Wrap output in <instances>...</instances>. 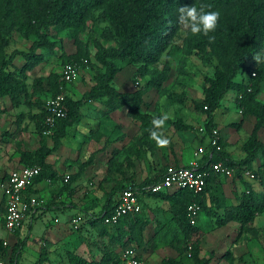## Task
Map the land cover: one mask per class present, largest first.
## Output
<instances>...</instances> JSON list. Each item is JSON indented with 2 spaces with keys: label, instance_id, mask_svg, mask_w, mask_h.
Returning <instances> with one entry per match:
<instances>
[{
  "label": "rangeland",
  "instance_id": "obj_1",
  "mask_svg": "<svg viewBox=\"0 0 264 264\" xmlns=\"http://www.w3.org/2000/svg\"><path fill=\"white\" fill-rule=\"evenodd\" d=\"M201 4L212 5L209 0H201ZM212 9L215 10V7L212 6ZM95 15L96 18L89 16L83 19L84 22L72 31L68 28L47 30L49 38L54 40L56 45L52 52L37 49L46 59L25 72L18 102L12 103L7 96L0 97V175L7 174L12 167L18 165L22 150H33L41 142L52 146L50 136L46 135L40 140L36 129L37 117L48 92L44 83L41 90H35L33 80L59 71L60 63L64 59L61 57L62 53H74L76 49L74 37L86 42L90 53L83 66H76L74 79L66 85V94L72 98H81L94 84L96 72L104 69L93 56V40L99 37L101 28L105 25L104 21L99 20L97 11ZM231 16V13L220 16L224 29L230 25ZM203 38V33L193 35L179 25L157 60L142 65L143 74H140L139 64L113 60L116 69L111 84L118 92L140 88L150 79L160 82L148 88L144 97L152 102L150 112L153 115L167 113L170 117L164 128L158 130L164 133L170 144L164 148L158 147L156 142L150 139V135L145 134L138 120L125 116L118 108L106 106L105 96L83 102L79 122L66 128L65 135L60 139V146L49 155L60 177L55 185H49L48 188L46 186L36 193L38 215L24 223L19 232L20 238L25 237L26 241L17 264H34L41 252H45L46 259L40 264H71L68 260L70 254L82 256L86 260H105L107 257H115L122 249L125 238L121 236L118 228L132 232L129 224L133 219L129 218V221L120 223L119 227L92 224L87 219L102 209L115 184L121 185L130 180L139 182L146 176L161 172L164 166L172 164L173 161L180 163L178 156H186L190 161L196 156L194 152L197 146L205 143L206 137H203L199 130L204 122V114L195 108V102L202 99V86L206 77L213 75L217 60L212 55L204 57L197 51L198 41ZM33 39V36L24 38L14 34L6 51L9 53L13 49L27 50ZM100 39L106 46L115 43L104 40L102 36ZM21 62V56L16 55L13 63L19 66ZM165 62L168 63L170 72L167 80L162 82L158 75L161 74ZM236 97L237 94L233 90L225 94L215 114V126L223 142V149L232 158L240 159L245 155L243 144L249 137L254 118L242 119ZM257 99L264 101V81L261 83ZM175 119L192 125L193 129L178 130L171 122ZM240 119L242 121L239 128L228 125ZM259 139L263 148H259L252 159L251 168L255 170L264 162V127L259 132ZM91 154L92 161L82 174L71 181L67 188H63L68 175L75 173L80 163ZM243 180L255 191H264V184L258 178L244 177L237 180L220 173L213 177L212 189L206 194V201L211 204L217 215L221 216L223 209L216 207L212 200L222 197L225 204L237 202L236 195L244 190ZM0 194L2 196V193ZM145 199L142 211L137 214L143 222L137 232L145 243V248L140 247L145 263L162 264V258L171 256L193 264L188 252L183 248L182 241H171L176 227L169 219L166 203L157 205L154 196L146 195ZM48 202H52V207L46 209L44 206ZM60 204L64 206L59 207ZM4 206L5 200L2 199L0 239L5 238L8 245H11L15 239L3 227ZM74 212L83 214L82 221L77 226L71 225L68 220L69 215ZM198 218L197 225L200 228L195 230L191 237L199 239L200 256L210 257L209 264L264 263V209L253 219L255 235L239 230V224L234 221L219 225L214 216L203 212ZM5 261L4 259V263Z\"/></svg>",
  "mask_w": 264,
  "mask_h": 264
},
{
  "label": "trees",
  "instance_id": "obj_2",
  "mask_svg": "<svg viewBox=\"0 0 264 264\" xmlns=\"http://www.w3.org/2000/svg\"><path fill=\"white\" fill-rule=\"evenodd\" d=\"M104 1L0 0V97H9L12 103H17L19 100L18 96L26 76L25 72L32 70L46 59L37 49H47L52 52L56 45V42L49 38L47 30L68 28L72 31L84 22L83 19L89 16L96 18L95 11H97L99 20L105 22L99 37L93 40L95 47L93 56L104 66V69L96 72L94 84L88 92H84L81 98L76 99L67 95L66 85L69 82L59 79L60 69L64 63L70 62L76 66H83L84 61H87L90 53L89 47L80 38L74 37L76 48L74 53H62L61 57L64 59L60 63L59 71L50 72L46 76H39L33 80L35 90H41L42 83H44L48 95H55L62 90L64 91V97L61 99L64 114L56 118L51 131L49 133L43 132L46 128L44 117L48 113L43 105L36 121L40 140L49 135L52 146H46L41 142L37 148L22 150L19 154L21 165L37 164L40 166V171L34 177L33 183L42 179L54 180L60 177L53 165L46 161V157L60 146V139L65 135L66 128L79 122L81 118L80 107L85 101L105 96L104 103L106 106L113 109L114 107L118 108L125 116L138 120L145 134L149 135L150 130L153 129V118L161 115L158 113L153 115L150 112L153 104L145 99L144 93L148 88L160 82L150 79L140 88L118 92L111 84L116 69L113 60L124 61L127 64H139L140 74H143L142 65L156 61L169 39L178 29L179 7L194 4L199 8L201 5V0H108L105 3ZM209 2L215 7V10L220 11L222 16L231 13L232 18L230 25L225 29L219 20L216 30L207 36L204 35V38L198 41L197 51L204 57L208 58L210 55L215 57L217 65L213 75L206 77L202 86V99L195 102V108L204 114L201 133L207 140L208 136L212 135V129L216 128L215 114L223 97L228 91H235L238 105L241 108L242 119L245 117L254 118L249 137L243 144L244 157L232 158L223 149V142L218 133L220 149L217 150L214 146H210L209 150L198 158L199 168L208 171L205 185L201 191L194 192L187 188H178L172 191H147L146 186L159 180L166 165L161 172L146 176L139 182L130 180L121 185L115 184L102 209L96 214H91L87 219L92 224L119 227L120 223L129 221L131 218L133 222L129 225L133 230L132 232L128 233L123 228H118L121 236L125 238L123 246L127 245L128 242H135L136 244H132L135 248H145V243L142 242L137 232V228L143 225L142 220L137 215L143 208L142 194L165 199L171 213L169 219L177 229L172 233L171 241H182L183 248L188 252L193 264H209L211 259L200 256V241L191 237L193 232L200 228L197 222L201 212L208 216H214L219 225L234 221L239 224V230L255 235L256 230L252 225L253 219L256 214L264 209V191L262 193L255 191L245 180H243L244 190L236 195L237 202L225 204L222 197H215L212 200L216 207L223 209L221 216L217 215L218 213L215 212L211 204H207L206 201V194L212 189L211 181L218 173L209 167L211 161L220 160L225 165L233 167L235 172L232 177L237 180L244 179L245 176L242 171L249 169L254 173L253 179L258 178L264 184V162L261 166L259 165L257 170L251 168V162L257 150L263 148V143L259 139V132L264 127V101L257 99V94L260 91L261 83L264 81V62L257 64L252 56L261 53L262 61H264V0H209ZM14 34L24 38L33 36L34 39L30 42L27 50L13 49L8 53L6 47ZM101 36L104 40H111L115 43L106 46L101 42ZM16 55H20L22 58L19 66L13 63ZM252 71L254 74L251 73ZM169 72V65L165 62L161 74L158 75L162 82L167 80ZM242 119L238 122H230L228 125L239 128ZM171 122L178 130L193 129L192 125L181 123L177 119ZM262 152L264 155V150ZM91 161L92 154L80 163L75 173L68 175L67 182L64 183L65 187H68L71 181L80 176ZM5 176L6 174L0 177L4 178ZM32 184L25 191L27 196L35 193V189L31 187ZM128 187L138 191L141 201L140 212L125 214L114 225L105 224L103 222L104 216L110 214L118 194ZM192 203L197 205L195 223H191L187 215V207ZM35 211L36 205L28 213L33 215ZM78 214L83 216L80 212H77L76 215ZM76 215L73 216L76 217ZM20 226L12 230L15 240L11 245H8L7 242L4 244L3 240L0 239V260L3 259V264H17L20 259L21 249L26 241L25 237L20 238L19 236ZM115 257H107L105 260H86L82 256L70 254L68 260L71 264H107ZM4 259L6 260L5 263ZM45 259V252H41L34 264H40ZM162 259V264H187L177 257L167 256Z\"/></svg>",
  "mask_w": 264,
  "mask_h": 264
},
{
  "label": "built area",
  "instance_id": "obj_3",
  "mask_svg": "<svg viewBox=\"0 0 264 264\" xmlns=\"http://www.w3.org/2000/svg\"><path fill=\"white\" fill-rule=\"evenodd\" d=\"M76 65L74 63H64L60 69L59 79L64 82H70L74 79ZM254 74V71L251 72ZM64 97V91H60L55 95H48L44 102L43 107L48 111L44 117L46 128L44 133H49L55 125L56 118L64 114L61 105V99ZM202 131V127L199 128ZM210 146L215 149H220L218 143V131L216 128L212 129V135L208 136L205 143L197 146L194 156L185 165L169 164L166 166L162 176L158 181L147 185L146 190L151 192L157 191H172L178 188L191 189L194 192H199L205 185V178L208 171L200 169L198 166V158L205 154ZM211 153V152H210ZM209 167L214 171L226 176H232L235 172L233 167L225 165L222 161H211ZM40 166L37 164L21 165L11 169L6 176L0 177V193L5 198V212H4V227L11 231L19 227L26 216L36 204V196H27L25 191L28 186L33 183L34 177L39 173ZM242 174L249 179L254 178V173L249 169H244ZM141 210V201L138 196V191L131 188L123 189L115 202V206L110 214L104 216L103 222L107 225H114L119 218L128 213H138ZM197 214V205L192 203L187 207V215L191 223H195ZM82 215L78 214L73 216L70 224L77 226L81 223ZM5 244L6 241H3ZM0 264L3 261L0 260ZM107 264H144L143 259L138 251L132 244H127L122 247L121 251L117 254L114 260Z\"/></svg>",
  "mask_w": 264,
  "mask_h": 264
},
{
  "label": "clouds",
  "instance_id": "obj_4",
  "mask_svg": "<svg viewBox=\"0 0 264 264\" xmlns=\"http://www.w3.org/2000/svg\"><path fill=\"white\" fill-rule=\"evenodd\" d=\"M178 23L185 30H188L193 35L203 33L207 36L210 32H214L220 20L221 13L219 10H213L212 5L201 4L198 8L194 4L191 6L185 5L178 9ZM254 61L260 64L262 61V54L256 53L253 56ZM167 113L159 117H154L152 120L153 129L150 130V139L154 140L158 147L164 148L170 144V140L164 135L162 131L165 122L169 119Z\"/></svg>",
  "mask_w": 264,
  "mask_h": 264
},
{
  "label": "crops",
  "instance_id": "obj_5",
  "mask_svg": "<svg viewBox=\"0 0 264 264\" xmlns=\"http://www.w3.org/2000/svg\"><path fill=\"white\" fill-rule=\"evenodd\" d=\"M177 158V157H176ZM173 159V158H172ZM178 160H179V162L180 163H177V161H173V163L172 164H174V165H185V164H187V162L189 161L188 160V158L186 157V156H182V157H179L178 156V158H177ZM188 160V161H187ZM46 161H48V162H50L51 163V160H50V156L48 155L47 157H46ZM172 162V161H171ZM52 164V163H51ZM19 166H21V163L20 162H18V165L17 166H15V167H12L11 169H13V168H16V167H19ZM10 169V170H11ZM9 170V171H10ZM8 171V172H9ZM7 172V173H8ZM59 173V172H58ZM1 176V175H0ZM59 179V178H58ZM56 182H57V179H54V180H50V179H42V180H40V181H37V182H34L33 184H32V188H34L35 189V193H33L35 196H36V193L37 192H41V190H42V188H46V186H47V188L49 187V185H55L56 184ZM51 187V186H50ZM65 187V185L63 186V188ZM62 188V189H63ZM65 188H67V187H65ZM61 189V188H60ZM143 196H142V203H143V201L144 202H146V199H145V196H146V194H142ZM5 200V198H4V196L2 195L1 196V194H0V201L1 200ZM155 201H156V203H157V205H165L164 203H166V209L168 208V202L165 200V199H161V198H156L155 199ZM52 202H48L47 203V205H45L44 206V208H46V209H49V208H51L52 207V204H51ZM54 203V202H53ZM54 206H56V204H53ZM58 205V204H57ZM61 206H64L63 204L61 205L60 204V206L59 207H61ZM64 210V209H63ZM168 210H169V208H168ZM77 214V212L75 213H72V214H70L69 215V219L73 216V215H76ZM168 214L171 216V213H170V210H169V212H168ZM38 215V210L36 209V211L34 212V214L33 215H31L30 213L26 216V218H25V220H23V223L21 224V226H20V229H19V232H20V230H21V228L23 227V225H24V223H28L29 221H31L34 217H36ZM68 219V220H69ZM27 221V222H26ZM30 226V225H29ZM3 227H4V223H3ZM5 228V227H4ZM48 229H49V227H48ZM5 231L6 232H9V233H11L12 235H13V231L11 230V231H9V230H7L6 228H5ZM3 241H6V239L5 238H3ZM7 242V241H6ZM121 251V250H120ZM119 251V252H120ZM138 251H139V253H140V255H141V257H142V259H143V263L144 264H146L145 263V261H144V259H145V257H144V254L141 252V250H140V248H138ZM118 252V253H119ZM117 253V254H118ZM21 256V255H20ZM19 262V261H18Z\"/></svg>",
  "mask_w": 264,
  "mask_h": 264
}]
</instances>
